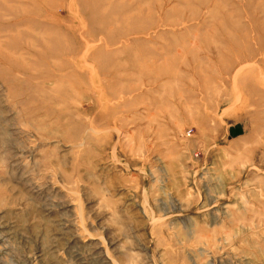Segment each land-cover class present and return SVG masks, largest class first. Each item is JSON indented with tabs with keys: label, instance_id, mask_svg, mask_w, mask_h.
<instances>
[{
	"label": "rangeland",
	"instance_id": "1",
	"mask_svg": "<svg viewBox=\"0 0 264 264\" xmlns=\"http://www.w3.org/2000/svg\"><path fill=\"white\" fill-rule=\"evenodd\" d=\"M0 264H264V0H0Z\"/></svg>",
	"mask_w": 264,
	"mask_h": 264
}]
</instances>
